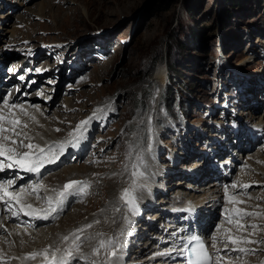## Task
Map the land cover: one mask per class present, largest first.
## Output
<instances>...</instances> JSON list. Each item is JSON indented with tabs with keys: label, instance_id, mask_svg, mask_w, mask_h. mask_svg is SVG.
I'll use <instances>...</instances> for the list:
<instances>
[{
	"label": "rangeland",
	"instance_id": "obj_1",
	"mask_svg": "<svg viewBox=\"0 0 264 264\" xmlns=\"http://www.w3.org/2000/svg\"><path fill=\"white\" fill-rule=\"evenodd\" d=\"M14 62L25 77V93L14 94L39 98L38 115L54 126L53 138L69 140L81 121H90L78 146L66 148L71 162H57L37 180L57 174L48 182L52 188L64 181L60 173L68 165L85 166L90 177L79 180L90 183L92 197L75 193L76 202L66 200L49 227L68 226V217L76 219L81 210L79 223L98 215L110 184L138 185L133 171L153 174L139 176L138 212L112 207L130 224L109 239L126 264H145V257L167 247L173 229L165 225L188 227L184 215L204 220L212 233L220 224L225 230L226 203L208 189L251 180L240 198L264 211V0H0L5 82L16 83ZM16 174L22 186L34 179V173ZM179 192L195 194L197 208L171 204V210L168 202ZM245 223L254 224L250 218ZM259 246L249 256L264 259V243ZM251 258L246 264L256 261ZM32 263L45 264L41 258Z\"/></svg>",
	"mask_w": 264,
	"mask_h": 264
},
{
	"label": "bare ground",
	"instance_id": "obj_2",
	"mask_svg": "<svg viewBox=\"0 0 264 264\" xmlns=\"http://www.w3.org/2000/svg\"><path fill=\"white\" fill-rule=\"evenodd\" d=\"M12 59H15V57H12ZM14 66H16V69H14L15 71H21L22 70V66L19 65V62H14L13 67ZM14 70H13V72H14ZM4 77L5 76H2V71H0V84H2V86H1L2 91H4L5 85L13 86L14 84H17V83H14V78L9 82H5L6 80H4ZM11 91L13 93H11L10 97L6 100H8V102L10 104L11 103L23 104L25 106L27 112L29 113V115L35 116L36 120L38 121V123H33L28 117L23 116L21 114L22 121L25 123H28L29 128L28 129H19V131L27 132V134L29 136L34 138L31 142L40 144L41 146H46L48 144H54V143L55 144L60 143L61 141L58 140V137H63V134H59V135L55 134L56 138H53L51 136V133H54V131H53L54 126H52L50 124L49 125L46 124L47 123L46 116L43 115L41 112H40L41 114L38 115L39 111H37V106H38L39 110H40V106L36 105V104L40 103L39 98H36L35 100L33 99V100L25 101V100L21 99L20 97H18L14 94L15 93L14 89H11ZM3 101H4V99H3ZM3 101H0V109H3V103H2ZM3 110L5 112L8 111L7 109H3ZM5 127H7V124H5ZM4 134L8 135L7 132ZM14 138H16V137H14ZM20 139H22V137ZM25 142H27V141H25ZM68 156H69V154H65L63 159H61L62 156H60V159L57 162H60V161H63L66 163L71 162L68 160ZM57 162L54 164H46L47 168L43 167L41 173H39V174H32L34 176V179L28 185L26 184V185L22 186L21 183L23 182V180H22L23 178H21V180H18V176L16 173L18 171L19 173H21L23 176L25 175L26 177L29 176V173L19 171V170H13V171L5 170L4 172H0V182H3L5 180H14L15 183L12 186V188L10 189V191H15V190H18L20 188H24L26 190L25 194H24L25 195V200H24L25 203L32 204L34 207H37V208H45V207H47V198L48 197H56L57 192L62 190L61 188H62L63 183H65L66 181H71V180H79V179L85 180L87 177H90V174H91L90 170L88 168H86L85 166L80 167L78 164H76V165L70 164L67 166L66 169H64V171L62 173H60V175L62 174L63 179H64V181H62L61 184L58 183L59 185H55L52 188L48 187L49 186L48 182H53V180L55 179L57 174L56 175L51 174V176H49L47 179H45L44 182L39 183V181L37 179H40V177L44 173H47V171L50 169L55 171V167H57L55 165L57 164ZM247 164H248L247 166H249V168H251V166L253 165L252 163H249V162H247ZM258 166H261V165H258ZM255 167H257V166H255ZM43 169H44V172H43ZM45 170H47V171L45 172ZM244 172L245 171H242L240 173L241 177H243ZM152 174H153V171H152L150 176H148L146 173H142V176L149 178L152 176ZM245 175H247V174H245ZM136 177H137V181H138V187L141 188L140 185L144 184V180L141 179L139 176H136ZM24 179H26V178H24ZM254 179H256V178H254ZM246 181L247 180H245V182L243 181V183L241 185L251 183V180L248 181L249 183H247ZM39 184H42L44 186V188L39 190V195H41V196H40V199L37 200L35 195L32 194V186L39 185ZM114 185H113V183H112V185L110 184V190L106 187V190H109V191L107 194H105L101 198L103 200L102 210L100 211V213L98 215H92V216H90V218L88 217V220H86L85 222L79 223L77 220H81L83 218V215H80L83 212H81L82 210L79 212L80 208H76V211L79 212L78 215L76 216V219L73 218V215L68 217L69 221L72 222L71 224H68V226H71L73 223H75V224H73V226L76 225L75 227H72V228H68V226H59L58 228L49 227V226H50V223L53 219L57 220L56 218L61 216L60 208H62L63 205L66 204V200L69 201L68 204H70V205L72 203L76 202L77 198H76L75 193L68 195L66 197L67 199L65 198L63 205L59 207L58 212L52 214L48 220L33 219L31 217L24 216L23 213H21L19 217H15L12 214V212H9L6 209L5 204L2 201H0V230H1L0 233L2 235L0 237V256H3L4 259L8 261V264H34L32 262H36V260L35 261L25 260L24 257L31 252L42 251L43 249L48 248L49 246H51V248L53 250H55L57 248H60L61 250H63L68 245H66L62 241L61 238L63 236H70L73 232H75L76 230H78L80 228H85L88 224H92L93 227L91 229H87L86 232L83 233L82 235L95 237L96 239L92 242L93 245L97 244L99 242V240H101V239H103L105 241L111 239L112 237H114V239H117L118 233L121 234L124 232H128L130 230L129 229L130 224H127L126 222H123V221L121 222V219L120 220L118 219L119 211L114 210L115 208H112L115 206H117L119 208L126 207L125 210L127 211V206L120 199L121 193L123 192V190L125 188L120 186V185H116V186H114ZM249 190H250V188L247 189V191H249ZM241 191H242V189H240V188L235 189V190L231 189V188L229 189V193H231V194H236V193H239ZM222 192L225 193V189L223 191L222 189H220L217 186L214 187L213 189H208L207 191H205V193L208 195L216 194L218 197H220L221 202L226 203V207L224 208L225 211L221 217L222 221H225V230H226V229L233 227L232 225L228 224L227 217H230L232 215V209L234 208V206L227 202L226 196H225V198H221L220 194ZM87 193L89 195L88 196L89 198L92 197L91 194H93V192L90 189H88ZM139 195L141 198L142 193ZM196 198L197 197L195 194H191V193L189 194L187 192H179L176 195V197H174V199L172 198V200L170 202H168V204H169L171 210L173 209V207H171V204L174 205L176 208H181L180 206H182V205H189L187 207L188 210H195L197 208L196 205H198L195 203L199 202V201H196ZM176 208L173 209L174 212L176 211ZM243 208H245L247 211H255V212L261 213V216L259 218L249 217L253 221L254 224L259 225L260 222L263 221L262 219L264 217V211H261L263 208V205L261 206V205H259V203L257 204L255 202L254 203L247 202L245 204V206H243ZM226 209L228 210L227 212H226ZM75 214H77V213H75ZM184 216H186V218H187L186 220H187L189 227L198 228L199 230H202L203 232H205L207 234L209 243L211 245V243H212L211 237L214 235H218L217 230L212 233V231L209 228H207L208 225L206 227L204 226L205 225L204 220L202 221L203 223L200 220H196V215H194V214H192L190 216H188V215H184ZM52 217H54V218H52ZM71 217H72V219H70ZM77 217H80V218L77 219ZM181 219H183V217H181ZM20 221L25 222L26 226L25 227L20 226V224H21ZM35 221H36V223H35ZM96 221H99V223H96ZM76 222H78V223H76ZM205 223L207 224L208 222L205 221ZM171 224H173V225H168V224L165 225L166 230L167 229L168 230L173 229V232L169 233V238L166 240V242L169 243L168 246L165 247L164 249H161L162 252L161 251H159V252L156 251L154 253L150 252L151 254L142 260L143 262H145V264H183L182 261L180 260V257L183 255L180 251V247L182 246V244H180V247H179V245L177 244V241L183 242V240L186 238V236H187L186 227L187 226L184 227L182 225L177 226L174 223H171ZM223 224H224V222H223ZM246 224L249 225L248 223H246ZM220 225L218 226L220 228L219 235L222 237L225 230L223 227L221 228ZM45 226H47V227H45ZM5 229H7V231H5ZM262 233H264V230L259 231L257 229L256 234L254 236H252L251 239L258 240V241L264 240V238H263L264 236ZM219 246L221 248H223L222 243H220ZM254 247L257 250V249H259L260 246H259V244H254ZM152 249H157V248L155 247V245H153ZM82 251L85 254L90 253L92 251V247L88 243H85ZM213 252H214V250H213ZM162 255H163V257H161V260H159L158 259L159 256H162ZM235 255H237V253H232L233 257H235ZM252 256H249V257L248 256L247 257L241 256V259L236 261V264H246V260L250 259ZM13 257H16V259H13ZM118 257H119V259L117 261V264H126L125 259H124L125 255H124V257L121 255L120 256L118 255ZM94 259H99V260L103 259V252H101L99 258H94ZM156 259H158L157 262H155ZM253 259H255L256 261L252 262V264H264V259L258 260V256H257V258H255V256L251 258V260H253ZM73 262L77 264V261H73ZM146 262H150V263H146ZM152 262H155V263H152ZM138 263H142V262H138ZM79 264H82V263L79 262Z\"/></svg>",
	"mask_w": 264,
	"mask_h": 264
},
{
	"label": "snow or ice",
	"instance_id": "obj_3",
	"mask_svg": "<svg viewBox=\"0 0 264 264\" xmlns=\"http://www.w3.org/2000/svg\"><path fill=\"white\" fill-rule=\"evenodd\" d=\"M20 79H23V77L21 76ZM3 109H7L8 111L5 112ZM3 109H0V172H4L6 169H13L39 174L46 164L56 163L68 146L77 147L79 142L84 138V130L90 123L87 120L81 121L80 125L69 134L71 137L69 140L58 144L41 146L40 144L32 143L31 141L34 138L29 136L27 132L19 131V129L29 128V124L22 121L21 114L28 117L33 123H38L36 117L30 116L23 104H10L8 100H4ZM37 111H39L38 106ZM5 124H7V127H5ZM56 131H59V129H56ZM6 132L8 135L4 134ZM21 149L24 150L21 151ZM140 175L142 173L138 171L132 172L133 177ZM14 183V180L0 182V201L5 204L6 209L16 217H19L23 213L24 216L42 220H48L52 214L57 213L68 195L73 193L86 194L91 187L88 181H70L63 186L61 191L57 192L56 197L47 198V207L37 208L32 204L24 202L26 191L24 188L10 191ZM137 187L138 185L133 180L132 185L124 189L120 196L121 201L134 214L138 212V203L135 196ZM230 187L234 190L238 188L242 189L239 193L231 194L229 193V186H225L227 202L234 206L232 215L227 217L228 224L233 227L226 229L222 237L219 235L220 229H217L218 235L211 237L212 243L210 246L198 235H190L185 238L180 251L185 256L187 264H236V261L240 260L241 256L247 257L255 254L256 249L249 248L247 245L264 243V241L251 239L256 234L259 226L256 224L247 225L245 223L246 218H259L261 213L247 211L241 207V205L246 203V200L241 199L240 196H247V189L251 185L233 183ZM43 188L42 184L32 186V194L35 195L36 199H40L39 190ZM248 198L250 199V197ZM96 223H99V221H96ZM92 227V224H88L85 228L76 230L70 236H63L61 238L62 241L68 245L63 250L60 248L53 250L49 246L42 251L27 254L24 259L35 261L41 258L45 264H72L73 261H77V264L80 261H83V264H117L119 257L116 249L119 245L116 242L101 239L97 244L93 245L92 242L96 239L95 237L82 235L87 229H91ZM249 227L251 231L248 230ZM85 243H88L92 247L90 253L85 254L82 251ZM220 243L223 244V248L219 246ZM209 247L214 250V254L209 251ZM101 251L104 252V259L102 261L94 259L100 257ZM232 253H237V255L233 257ZM13 259H16V257H13ZM0 264H8V261L3 256H0Z\"/></svg>",
	"mask_w": 264,
	"mask_h": 264
}]
</instances>
